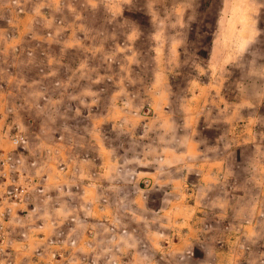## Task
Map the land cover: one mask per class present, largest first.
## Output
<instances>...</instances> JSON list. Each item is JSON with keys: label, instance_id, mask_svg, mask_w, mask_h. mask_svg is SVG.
Returning a JSON list of instances; mask_svg holds the SVG:
<instances>
[{"label": "rangeland", "instance_id": "1", "mask_svg": "<svg viewBox=\"0 0 264 264\" xmlns=\"http://www.w3.org/2000/svg\"><path fill=\"white\" fill-rule=\"evenodd\" d=\"M18 18L0 78L37 84L0 102L28 117L0 120V264H264V0H0V32ZM90 140L148 199L51 233L39 154Z\"/></svg>", "mask_w": 264, "mask_h": 264}, {"label": "crops", "instance_id": "2", "mask_svg": "<svg viewBox=\"0 0 264 264\" xmlns=\"http://www.w3.org/2000/svg\"><path fill=\"white\" fill-rule=\"evenodd\" d=\"M26 19L27 18H18L15 22L10 21L11 25L15 26H11L13 28L9 27L11 29L8 33L4 34L0 32L1 43L5 38L7 43L16 40L15 44H10L13 47L9 49V54L7 52L8 55L11 54L13 57H16V55L21 54L25 50L19 45V40L24 37L20 31L19 25L26 21ZM16 25L18 27L17 29ZM3 48L4 49L0 48V57L6 53L5 51H8L7 47ZM3 71L5 70L2 68L0 73ZM8 71L12 75L11 78L5 79L2 78V75L0 78V81H4L0 82V86L4 89L3 92L0 93V102L4 101L7 105L13 103L18 107L17 104L19 102L22 103L25 96H21L16 88H20L24 85L34 87L37 83H34L35 81H25L15 75L17 72V67H15V65L12 68H8ZM16 106L13 108L7 106L5 111L7 114L0 117V120L3 121L7 118H16V114L19 116V119H28L20 110L16 111ZM9 132L12 134L8 128L4 134H9ZM0 134L2 135L3 133L1 132ZM95 141L96 143H93L91 140L90 142H85V149L81 155H74L72 150L65 146V148L60 146V153L57 152L54 155H51V151L48 153L46 150H42L41 155L39 154L37 162L41 164V168L37 170L39 174L38 184L43 185L42 187L44 188H39V190L44 192L38 196L40 200H45L40 203V207L43 209L41 214L45 216L49 215V222L42 223H45L44 226L49 225V223L52 225L51 233L56 231L54 229L56 227L55 224L58 223V216H65V218H68L77 212V216H86L89 214L91 216L102 215L103 218L106 217L110 211L114 212V206L112 207L111 204L112 197L118 196L119 199L122 200L124 197L131 198L132 201L130 204L135 211L140 209L142 199H148L145 194L141 193L137 180L133 182L132 187L134 191L132 195L125 194V190L131 186L128 180H126V175L130 174L129 170L118 155L111 153L109 156H106V154H104V148H102L103 143L99 142V140ZM1 147H3L2 144ZM16 149L17 146L13 143L8 144L4 148L5 151H8L6 152V156L9 158L13 155L15 156L14 153L20 154L21 151ZM11 160L14 161L13 159ZM21 162L22 167L25 162L24 160ZM133 163L135 166L137 165L136 161ZM139 165L140 164L137 166ZM24 167H27L26 163ZM133 174L138 176L137 179L142 178L141 175L139 176V172L135 171ZM112 191H116L117 193L114 192L112 194ZM124 194L125 196H122ZM122 204H125V202L122 201ZM125 205H127V203ZM73 208L75 210H73ZM44 226L42 227L45 228ZM40 238L46 241L50 238V234L46 236L44 233V235H40ZM25 248H27V246H25ZM19 259L22 264H32V262L38 264V261L33 260V258L25 259L21 257Z\"/></svg>", "mask_w": 264, "mask_h": 264}, {"label": "built area", "instance_id": "3", "mask_svg": "<svg viewBox=\"0 0 264 264\" xmlns=\"http://www.w3.org/2000/svg\"><path fill=\"white\" fill-rule=\"evenodd\" d=\"M17 142H19V140H16Z\"/></svg>", "mask_w": 264, "mask_h": 264}]
</instances>
